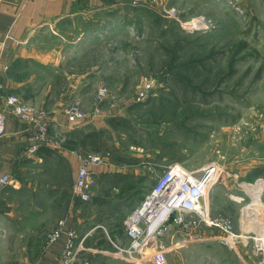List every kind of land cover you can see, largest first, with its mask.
Returning a JSON list of instances; mask_svg holds the SVG:
<instances>
[{
  "label": "rangeland",
  "instance_id": "rangeland-1",
  "mask_svg": "<svg viewBox=\"0 0 264 264\" xmlns=\"http://www.w3.org/2000/svg\"><path fill=\"white\" fill-rule=\"evenodd\" d=\"M59 34L71 47L67 70L81 77L77 98L90 128L101 134L97 155L108 164L133 162L121 161L143 173L138 187L145 191L172 162L193 170L217 162L221 175H230L209 201L218 213L236 215L227 203L232 194L226 186L236 183L232 174L264 173V0H158L136 8L124 1L65 22ZM59 80L60 90L68 89ZM94 178L97 192L120 181L97 173ZM238 182L263 203L247 182ZM129 202H109L84 220L85 231L100 226L86 248L137 264L141 256L120 253L111 240L113 233L126 235ZM112 209L118 213L111 219ZM221 236L208 225L191 234L172 225L164 238L170 241L168 264H260ZM122 239L117 245L128 248L129 238ZM104 241L107 247L100 248Z\"/></svg>",
  "mask_w": 264,
  "mask_h": 264
},
{
  "label": "crops",
  "instance_id": "crops-1",
  "mask_svg": "<svg viewBox=\"0 0 264 264\" xmlns=\"http://www.w3.org/2000/svg\"><path fill=\"white\" fill-rule=\"evenodd\" d=\"M124 1L127 0H0V108L8 95H19L47 112L50 134L59 135L61 140L58 148L41 144L32 153L33 123L11 112L6 114L5 135L0 138V177L9 175L13 181L0 193V264H60L70 230L76 232L77 243L85 238L92 239L90 237L100 226L91 224L85 231L82 223L94 219L97 209L109 202L129 200L126 218L150 190L138 187L143 179L142 172L125 169L126 165L118 160L122 165H91L94 176L97 173L120 179L111 184L109 191L95 190L92 200L84 202L73 188L84 157L97 154L87 146L83 148L79 141L96 130L90 128L88 120L73 124L66 114L68 104L79 97L77 78L81 77L67 70L72 60L67 55L71 47L59 31L65 22L90 16ZM59 78L66 82L68 89L60 90ZM227 175L213 187V196L223 192L222 184L230 174ZM232 175L236 183L226 186L232 194L227 203L231 207L235 205L238 213H218L220 209L218 212L214 209L218 206L209 199L208 202L212 215L227 214L235 226H240L239 214L249 201V195L238 181L241 178L244 182H254L264 178V173L248 170ZM122 180L127 182L123 184ZM251 187L254 189L256 185ZM111 190H115V194ZM261 193L264 201V189ZM239 197L244 200H237ZM84 206L89 211L85 212ZM111 211L110 218L117 217L118 210ZM60 221H63L61 238L48 244L46 232L56 228ZM122 236L127 234L113 233L111 240L121 244ZM106 244L108 242L104 241L98 246L105 248ZM108 253L104 250L84 252L75 264H128L122 256L112 258Z\"/></svg>",
  "mask_w": 264,
  "mask_h": 264
},
{
  "label": "built area",
  "instance_id": "built-area-1",
  "mask_svg": "<svg viewBox=\"0 0 264 264\" xmlns=\"http://www.w3.org/2000/svg\"><path fill=\"white\" fill-rule=\"evenodd\" d=\"M127 2L136 8L144 3H157L158 0H127ZM8 112L33 123L32 139L35 144L30 148L32 153L36 152L41 144L53 148L60 147L59 135L50 134L51 122L47 112L23 100L17 94L8 95L0 108V138L5 135ZM66 114L73 124L83 123L90 117L79 99H74L69 103ZM106 163V158L99 154L84 157L73 187L74 193L82 201L92 200L97 190L91 165ZM220 170L217 162L206 164L199 170L190 169L181 162L166 165L139 206L126 216L124 227L127 237L131 240L128 248L115 244L120 253L126 252L131 256L134 254L141 256L140 259L135 258L138 261H136L137 264H142L143 260L146 261L144 264H168V247L164 238L169 228L172 225L178 226L192 233L203 224L219 229L224 243L232 247L238 246L246 254L257 259L260 264H264V204L258 207L260 210L255 209V200L248 190L249 201L241 209L239 229L227 214H211L208 199L213 187L224 178ZM12 181L9 175L1 176L0 193ZM260 184H263L264 189L263 177L256 179L253 183L247 182L249 186ZM237 200L243 201L244 197H239ZM62 224L63 221H60L56 228L46 232L48 244L61 238ZM77 238L74 230L68 232L60 264H75L84 252L91 251L84 245L86 238L79 243H77ZM85 264L89 263L85 262Z\"/></svg>",
  "mask_w": 264,
  "mask_h": 264
},
{
  "label": "trees",
  "instance_id": "trees-1",
  "mask_svg": "<svg viewBox=\"0 0 264 264\" xmlns=\"http://www.w3.org/2000/svg\"><path fill=\"white\" fill-rule=\"evenodd\" d=\"M100 136H101V134L97 131L91 132L89 134H86V136H84L82 138V140L79 141V144H81L83 148H86L84 146H87V147H89L90 150L98 153L100 151V148H101V145L99 144ZM63 144H65V142H63ZM119 161H123V162L128 163V164H133V162H131V161L128 162L127 160H123V159L119 160ZM256 172L258 173L260 171L256 170Z\"/></svg>",
  "mask_w": 264,
  "mask_h": 264
},
{
  "label": "bare ground",
  "instance_id": "bare-ground-1",
  "mask_svg": "<svg viewBox=\"0 0 264 264\" xmlns=\"http://www.w3.org/2000/svg\"><path fill=\"white\" fill-rule=\"evenodd\" d=\"M263 189V184H260V185H256V187L254 188L253 190V193L255 195V198H259L260 197V194H261V190ZM255 206L254 207H258V206H261L264 204V202L262 203L261 201H256L255 203Z\"/></svg>",
  "mask_w": 264,
  "mask_h": 264
}]
</instances>
